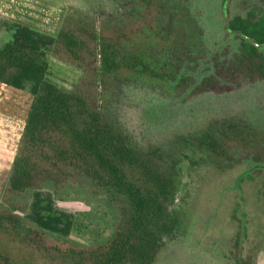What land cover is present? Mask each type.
<instances>
[{
    "label": "trees",
    "instance_id": "obj_1",
    "mask_svg": "<svg viewBox=\"0 0 264 264\" xmlns=\"http://www.w3.org/2000/svg\"><path fill=\"white\" fill-rule=\"evenodd\" d=\"M173 7L167 0H133V12L117 15L74 10L54 32L10 23L11 38L0 47V83L32 99L0 206V264H152L163 238L177 229L175 162L164 148L144 151L132 143L109 108L113 90L135 81L176 95L220 93L264 79V55L254 43H264V12L226 19L240 31L239 46L195 83L189 72L199 65L203 30L187 7L175 15ZM49 56L81 69L71 88L46 78ZM185 142L221 170L244 158L255 162L252 170L264 167V128L242 118ZM46 183L105 191L117 209L110 236L80 246L16 213L15 198ZM236 264L253 261L237 257Z\"/></svg>",
    "mask_w": 264,
    "mask_h": 264
},
{
    "label": "rangeland",
    "instance_id": "obj_2",
    "mask_svg": "<svg viewBox=\"0 0 264 264\" xmlns=\"http://www.w3.org/2000/svg\"><path fill=\"white\" fill-rule=\"evenodd\" d=\"M9 1L14 4L8 3V9L21 15L0 13V47L11 38L9 25L14 19L48 31L49 26L56 30L61 17L74 10L96 15H117L124 8L133 12V0ZM167 1L174 6L170 10L173 15L178 7H187L203 30L204 50L196 70L189 72L197 83L217 62L229 58L240 40L226 29L225 0ZM49 8L55 14L46 12ZM226 8L228 20L246 16L251 9L264 12V0H228ZM260 49L264 55V46ZM80 74L78 67L47 57L49 81L69 89ZM167 89L126 82L113 90L109 106L137 148H164L177 168L171 209L178 213L179 223L172 235L163 238L152 264H236L237 257H251L253 264H264V167L252 170L255 162L244 158L221 170L211 165L197 146L185 142L231 118L264 128V79L220 93L192 94L188 90L176 95ZM31 99L28 91L0 83V206ZM15 201L16 213L24 219L80 246L105 241L117 216L107 193L85 183L61 188L46 183Z\"/></svg>",
    "mask_w": 264,
    "mask_h": 264
},
{
    "label": "crops",
    "instance_id": "obj_3",
    "mask_svg": "<svg viewBox=\"0 0 264 264\" xmlns=\"http://www.w3.org/2000/svg\"><path fill=\"white\" fill-rule=\"evenodd\" d=\"M12 1H14V2H18V1H21V0H12ZM8 3H13V2H10L9 0H0V13L1 14H4V15H9V16H17V17H20L19 15H21L19 12H17V13H13L12 12V10L11 9H8ZM14 4V3H13ZM44 11V10H43ZM46 12H48L50 15H52V14H55V11L53 10V9H48ZM45 12V13H46ZM17 19V18H16ZM18 20H20V19H18ZM21 21H23V20H21ZM23 22H26V21H23ZM26 23H28V24H31V25H33L32 23H30V22H26ZM40 27H43V26H40ZM50 27V26H49ZM48 27V28H49ZM47 28V30L49 31V32H54L55 30H49ZM43 29V28H42Z\"/></svg>",
    "mask_w": 264,
    "mask_h": 264
},
{
    "label": "water",
    "instance_id": "obj_4",
    "mask_svg": "<svg viewBox=\"0 0 264 264\" xmlns=\"http://www.w3.org/2000/svg\"><path fill=\"white\" fill-rule=\"evenodd\" d=\"M227 1H228V0H225V1H224V4H223V15H224L225 19H227V18H226V17H227V8H226V3H227ZM226 29H227V31H232V29H231L230 27H227ZM234 32L237 33V34H240V31H238V30H234ZM241 35L244 36L245 38L249 39V40H252V39H251L248 35H246V34H241ZM254 43H255V45L258 46V47H260V46H264V43H258V42H255V41H254Z\"/></svg>",
    "mask_w": 264,
    "mask_h": 264
}]
</instances>
